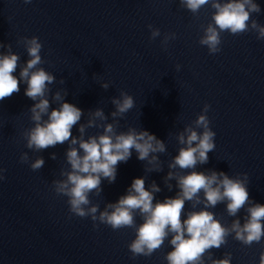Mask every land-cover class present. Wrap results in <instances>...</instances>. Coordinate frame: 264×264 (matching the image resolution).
Returning a JSON list of instances; mask_svg holds the SVG:
<instances>
[{
  "label": "clouds",
  "instance_id": "clouds-1",
  "mask_svg": "<svg viewBox=\"0 0 264 264\" xmlns=\"http://www.w3.org/2000/svg\"><path fill=\"white\" fill-rule=\"evenodd\" d=\"M30 4L32 0H23ZM182 8L187 9L194 17H199L200 10L206 6L214 11L207 24H201L198 43L205 46L209 55L222 51V34L239 36L254 33L257 40H264V25L253 18L260 14L261 7L255 0H179ZM150 40L161 36L159 28L148 25ZM175 33H165L161 40L167 50ZM17 43L24 46L28 59L20 64V56L13 52L12 44L0 42V101L10 98L20 91V83L27 85L25 95L34 101L28 109L29 119L33 126L21 133L25 147L34 153L42 152L58 144H67L65 162L67 168H61L60 179H53L51 189L57 197H65L68 205L69 219L72 216L90 219L93 228L100 225L110 227L113 231L132 229L135 238L127 247L131 259L151 257L168 241L171 250L164 259L167 264H232V253L224 252L223 258H214L213 249L227 246L229 237L245 247L254 243L260 244L264 239V204L254 202L249 195L250 183L247 173L230 176L224 171L206 169L197 171L198 166L209 162V153L216 149V133L210 127L207 115L210 105L205 103L202 112L183 130L175 135L180 145L178 152L168 162V172L164 176V185L172 191L178 189L174 197L156 200L155 194L162 189L152 181L146 185L147 176L134 178L126 194L116 202L94 203L92 196L102 194V181L114 183L119 163H126L137 153V159L144 162L145 173L162 172L164 161L160 159L167 153L166 143L154 134L142 128L127 127L120 129V120L135 107L132 95L120 90L119 96L110 99L114 110L109 117L103 108L87 112L66 102L68 91L60 88L55 92L49 86L56 83V76L41 65L45 61L41 56L43 45L37 36L22 37ZM19 71V78L14 73ZM181 65H176L179 71ZM96 74L93 75V79ZM64 85L65 80H59ZM100 87L107 90L108 82H100ZM57 107L52 108V104ZM46 117V118H45ZM78 125V135L72 129ZM89 129H97L89 134ZM57 159L55 153L50 155ZM20 163L29 164L32 171L43 168L45 160L37 156L31 160L28 152L20 155ZM6 169L0 168V181L5 179ZM186 203L190 210L185 213ZM225 204L231 223L222 222V217L211 209ZM244 211L243 223L239 217ZM139 216L142 223L137 224ZM259 264H264V251L260 252Z\"/></svg>",
  "mask_w": 264,
  "mask_h": 264
}]
</instances>
